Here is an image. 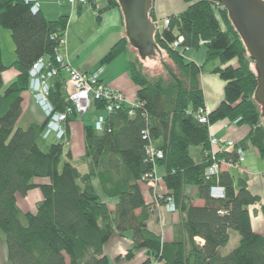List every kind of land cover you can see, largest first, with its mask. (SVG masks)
<instances>
[{
    "label": "trees",
    "instance_id": "16d2710c",
    "mask_svg": "<svg viewBox=\"0 0 264 264\" xmlns=\"http://www.w3.org/2000/svg\"><path fill=\"white\" fill-rule=\"evenodd\" d=\"M99 1L90 5L98 21L108 10H122L118 0H103V8H98ZM184 1L187 8L170 15V24L155 34L156 44L169 53L179 71L166 65L169 79L152 78L142 63L131 61L137 106L123 105L107 113L101 130L85 126L81 160L88 171L82 173L71 162L65 141L43 139L45 125H19L23 94L29 91V70L40 57L57 69L50 97L55 109L69 105L66 73L55 60L69 17L49 20L42 9L33 13L25 0H0V26L11 31L16 53L15 62L7 66L0 45V240L7 244L8 264H112L104 246L116 232L132 237L126 259H133L137 250L148 251L142 264H264V236L253 230L249 210L261 197L249 190L248 175L235 176L222 169L207 175L213 161L210 127L224 119L238 120L250 131L231 151H218L216 158L236 163L237 148L251 145L264 160V119L255 100L254 60L221 4ZM149 16L156 20L154 7ZM180 37V47H171ZM201 46L206 48L202 64L187 61L180 53V49ZM128 47H132L128 37L122 38L102 63ZM10 67L17 69L18 76L5 86L3 73ZM205 72L218 74L226 85L223 101L208 113L207 122H201L199 111L205 109V98L199 77ZM92 107L103 111L105 103L95 100ZM73 117L77 116L69 120ZM151 142L164 152L157 164L164 166L162 180L167 189L163 199L152 205L141 190L142 177L155 167L146 153ZM192 148H200V161L193 157ZM214 185L224 187L223 198L211 195ZM36 188L42 199L35 211H23L18 196ZM191 188L195 194L189 192ZM168 196L175 199L180 219L173 226V239L165 242L149 230L147 219L154 208L166 204ZM195 199L203 205L194 204ZM232 231L239 234V244L222 254Z\"/></svg>",
    "mask_w": 264,
    "mask_h": 264
},
{
    "label": "crops",
    "instance_id": "0c3cea01",
    "mask_svg": "<svg viewBox=\"0 0 264 264\" xmlns=\"http://www.w3.org/2000/svg\"><path fill=\"white\" fill-rule=\"evenodd\" d=\"M42 3V11L49 20H56L60 16H68L69 22L64 34L66 36V44L61 47L65 60L73 67L82 72H92L101 69L100 79L103 83L121 91L127 100L128 105L137 102L138 86L132 80L129 70L131 61L135 58L133 47H128L127 51L121 53L116 58L108 63H102L103 58L109 53L111 48L117 44L122 38L127 37V29L125 18L120 8L108 10L102 14L100 21L97 20V11L88 5H71L68 0H40ZM105 7V3L98 2V8ZM154 12L156 19L163 21L164 17L174 12V3L172 0H153ZM193 49H190L191 51ZM196 50V49H195ZM198 54V53H197ZM191 60L197 64H202L205 61V56L196 55L192 52ZM6 65V64H5ZM10 66V65H7ZM6 75L7 85L13 82L18 71L15 67H10L3 73V79ZM67 91L71 92L73 86L68 80L66 74ZM200 86L205 98V109L208 113L215 110L224 99V89L226 82L223 81L218 74L205 72L199 77ZM22 115L19 120V125L22 127L29 126L32 122H38L41 125L46 124V117L40 107L36 104L30 91L23 94ZM106 115L101 110L92 107L86 114L73 117L66 123L67 138L65 140L67 148L72 152L71 162L82 172L88 171V165L82 160L85 150V126H95V123L100 115ZM248 125H239L224 119L218 121L210 127V136L216 137L219 140L233 141L239 143L249 133ZM49 143L56 142L55 139L48 141ZM193 149V148H192ZM218 151H231L229 148L218 147ZM246 149L249 151L245 155V161L240 165V168L224 164L223 171H229L235 176L239 174L248 175L249 190L257 196L261 197V202L250 206V214L253 230L264 236V214L262 205L264 204V160L261 158L257 150L251 145ZM245 149V150H246ZM191 153L195 160L200 161V148H194ZM157 175L160 177L159 192H167L166 186L162 180L165 173L164 166L157 164ZM141 190L147 204L152 205L155 202V195L150 182H142ZM35 192L36 202L34 206L42 199L41 191L38 189L31 190L27 196ZM189 192L195 194L196 189L191 188ZM34 194V193H33ZM194 204L203 205V201L195 199ZM110 208H114L111 204ZM180 219L179 212L170 213L165 206H157L154 208L147 219V226L150 231L157 235H161L163 241L170 242L173 239V226ZM233 232V231H232ZM231 237L232 238V233ZM236 236V235H235ZM202 244L204 241L197 238ZM240 237L236 239L234 247L239 244ZM230 242V241H229ZM228 245V244H227ZM133 246V240L130 234L122 236L116 232L104 246V253L109 258L112 264H142L148 257L149 253L145 249L137 250L135 257L131 260L124 256L128 249ZM221 248L222 254H227L231 248ZM233 249V248H232ZM0 264H8V248L5 241L0 240ZM154 264H166L165 261H156Z\"/></svg>",
    "mask_w": 264,
    "mask_h": 264
},
{
    "label": "built area",
    "instance_id": "2783aa9c",
    "mask_svg": "<svg viewBox=\"0 0 264 264\" xmlns=\"http://www.w3.org/2000/svg\"><path fill=\"white\" fill-rule=\"evenodd\" d=\"M26 3L30 4L31 11L36 13L41 10L42 3L40 0H25ZM98 0H68V2L73 6L78 5H92ZM156 26V33H161L170 24V19H163V25L160 20H154ZM183 38L180 37L174 44L171 45L173 48H179L182 43ZM66 44V39L63 36L61 39V45L56 54V63L61 65L64 72L68 75V80L73 86V90L69 92L68 100L69 105L64 110H56L55 106L51 100V87L52 80L57 75V69L54 67H49V61L46 57H40L31 66L29 70V91L31 92L36 104L40 107L46 117V124L42 133L44 140L55 139L56 141H64L67 136L66 123L71 116H81L86 114L93 105L95 100L103 101L105 103V111L111 113L117 111L123 107V105H128L125 95L103 83L100 79L101 69L92 72H82L75 67H73L69 62L65 60L63 53L61 52V47ZM132 107L137 106V102L132 105ZM106 115H100L95 123V128L101 130L105 121ZM199 120L201 122L208 121V112L201 108L199 111ZM234 121V123H237ZM218 147H224L229 149H234L236 143L233 141H221L216 137L210 138V148L212 155V163L207 169V175H217L224 164L229 166L240 168V165L245 161V150L241 147L237 148L239 153V161L228 162L225 160H218L216 153L218 152ZM146 153L148 160L154 164V170L142 177V182H150L155 195V201L163 199V195L159 192L158 186L161 181L160 177L157 175L156 166L157 162L164 157V152L155 146L153 142L149 143L146 147ZM264 176V170L262 172ZM211 195L215 198H223L225 196V189L220 185H214L211 188ZM160 206V205H158ZM166 206L169 212H175L177 210L175 199L172 196H168L166 199Z\"/></svg>",
    "mask_w": 264,
    "mask_h": 264
},
{
    "label": "water",
    "instance_id": "95a60500",
    "mask_svg": "<svg viewBox=\"0 0 264 264\" xmlns=\"http://www.w3.org/2000/svg\"><path fill=\"white\" fill-rule=\"evenodd\" d=\"M124 14L127 37L141 59L157 60L162 53L155 41L156 26L149 13L153 0H118ZM227 10L237 28L258 74L255 100L264 119V0H213ZM165 54V53H164ZM166 55V54H165ZM253 66V65H252Z\"/></svg>",
    "mask_w": 264,
    "mask_h": 264
},
{
    "label": "rangeland",
    "instance_id": "374dc122",
    "mask_svg": "<svg viewBox=\"0 0 264 264\" xmlns=\"http://www.w3.org/2000/svg\"><path fill=\"white\" fill-rule=\"evenodd\" d=\"M101 2L104 3L103 0ZM172 3H174V12L176 14L184 11L187 8V6H188V4L184 0H172ZM169 16L164 17V19L169 18ZM161 23H162L161 25H163V21H161ZM158 34L160 35V33H158ZM64 37L66 39L65 34H64ZM0 45H1L2 59H3L4 64L12 65L15 62V60H16L15 44H14L12 36H11V31L9 29H7V28L2 27V26H0ZM157 46H158V48L161 51H163L166 54L165 55L164 53H162V59H161V54L159 52H156V54L159 57L158 61L160 62V64L157 62V60H150V61H148L146 63V60H143V59L140 58V55H139L138 51L135 48H133V51L135 53V58L134 59L138 60L140 63L143 64L145 72L150 77H152V78L162 77V78L167 80V79H169V73H168V71L166 69L167 66H170L171 68L175 69L177 72L179 70L176 68L175 61L173 60V58L170 57L169 53L166 50L162 49L160 44H157ZM189 50L190 49H188V50L180 49L181 55L187 61L191 60L190 55H191L192 52L193 53L195 52L196 55H198V56L199 55H203V54L205 56V52H206L205 46H201L200 48H198L196 50L195 49H193L191 51H189ZM235 63H237V61H235ZM4 83H5V86H7L6 75L4 76ZM103 112L106 113L105 110H103ZM66 138H67V136H66ZM66 138L64 139V141L66 140ZM251 147H253V146H251ZM248 151H249L248 149L245 150V155H246V153ZM84 163L87 165L86 162H84ZM37 182H44V180L43 179H38ZM38 191H40V189H38ZM34 195H35V192H32L29 196H21V195L18 196V204L22 208L23 211L26 212V211H29V210H32V209L34 210V206H35L34 204H35V202L37 200ZM166 209H167V207H166ZM167 211H168V209H167ZM177 212H178V210H176L175 212H170V213H177ZM232 233H233L232 234L233 236H232L230 242L228 243V245L225 246V247H227L226 249L231 248V250H233L235 248L234 247L235 241H236V239H238L239 234L237 232H234V231ZM121 257L125 258V255L124 256L122 255Z\"/></svg>",
    "mask_w": 264,
    "mask_h": 264
}]
</instances>
